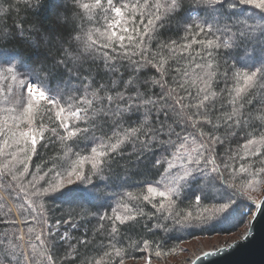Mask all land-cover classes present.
Here are the masks:
<instances>
[{"label":"snow or ice","instance_id":"snow-or-ice-1","mask_svg":"<svg viewBox=\"0 0 264 264\" xmlns=\"http://www.w3.org/2000/svg\"><path fill=\"white\" fill-rule=\"evenodd\" d=\"M23 3L31 7L37 0ZM183 4L184 0H67L58 47L48 53L52 57L49 68H37L38 58L0 47V112L5 113L0 117V182L6 181L16 198L24 201L15 213L21 219L0 218L12 226L0 234V264H57L54 252L68 241L61 226L75 230L78 225L72 222L71 211L68 219L50 222L44 200L56 195L67 194L74 201L70 204L92 205L97 212L90 215L111 224L105 245L111 250L104 252L110 259L95 264H113L117 258L123 264V254L116 248L119 226L138 218L162 217L181 228L204 227L221 219L238 223L230 211L234 197L259 185L264 167L250 170L252 165L241 163L237 169L236 155L225 157L218 148L237 130L249 126L252 116L241 102L249 90L264 89V0H192L187 9ZM246 5L259 11L241 19L240 7ZM0 10L7 14L12 9ZM182 11L175 28L177 39L160 40L164 30H171V18ZM97 17L103 18L102 29L85 30L83 21ZM77 20L81 21L78 26ZM23 33L22 28L14 33L0 25V40L6 43ZM193 46H198L194 54ZM241 46L244 55L233 57L230 66L224 61L221 72L218 51ZM165 52L170 54L167 58ZM178 53H188L202 63L195 65L194 73L181 74L177 67L179 79L173 77L176 87H172L167 66ZM89 61L103 63L109 83H98L90 74L82 76ZM230 78L234 88L215 91L218 81L227 85ZM223 93L230 98L231 111L214 123L211 113ZM259 118L264 120V115ZM203 126L210 131L205 132ZM221 128L228 129V135L218 134ZM80 140L85 142L84 149L74 150ZM56 141L64 149L63 162L52 159L51 167L45 162L31 171L39 149ZM243 147L248 157H264V134L259 140L247 139ZM126 155L134 157L137 167L121 175L113 167L117 158ZM142 165L155 169L158 178L144 180L147 194L133 197L124 188L131 175L144 174ZM237 173L251 179L239 187L230 184L229 178L235 181ZM213 190H223L226 195L220 200L227 202L211 213L205 209L193 216L177 211V202L183 203L187 193L194 194L199 207L203 199L214 198L209 195ZM148 205L155 211H145ZM106 207L111 214L100 211ZM11 214V209L3 212V216ZM88 243L87 239L78 241ZM143 245L147 249L149 241ZM76 254V246L70 245L65 259L74 260Z\"/></svg>","mask_w":264,"mask_h":264},{"label":"trees","instance_id":"trees-1","mask_svg":"<svg viewBox=\"0 0 264 264\" xmlns=\"http://www.w3.org/2000/svg\"><path fill=\"white\" fill-rule=\"evenodd\" d=\"M192 3V0H184L183 8L187 9ZM67 6V0H37V3L29 7L23 3V0H0V9H8L11 7V12L5 13L0 10V25L6 26L7 30H11L14 33H18L19 29H24L23 36L17 35L16 38L11 39L10 42L6 43L0 40V47H11L18 51L24 53V55L31 59H37V68L43 65L45 68H49L52 63V57L48 55L49 50L55 51L58 47V41L60 38V33L62 31L63 18L65 16V7ZM240 11L243 15L241 19L247 18L249 15L256 14L259 10L255 9L252 5L241 6ZM183 11L180 14L175 15L171 18L172 27L171 30H164L160 36V40L167 41L169 39H177V34L175 28L177 22L181 20L183 16ZM203 15V13H201ZM81 23L80 20L76 21L77 26ZM104 21L102 17H97L95 20L85 19L83 21L84 29L87 30L90 27L101 28L103 27ZM183 36V32L180 33ZM183 43L184 41H180ZM75 47V44L73 45ZM153 50H156V44H153ZM198 49V46H193L190 50L193 54ZM248 52H251V45H248ZM170 54L165 52L164 56L167 58ZM243 56L244 50L243 46L239 49L227 50L220 49L217 53L218 63H220V71H225L224 61H227V65L233 63V57ZM202 63L200 58L193 59L188 53H178L175 60H169L168 68L169 75L167 77L169 85L176 87V83L173 81V77L179 79V76L175 72V69L179 67L181 69V74L184 71L189 73H194L196 71L195 65ZM85 68L87 71L82 73V76L95 77L98 83H109V77L105 75V70L103 63L96 61L95 63L86 62ZM152 74V73H150ZM55 75V73H54ZM67 74L65 73V78ZM127 79V76H125ZM98 86V84L96 85ZM234 88L235 81L231 78L227 81V85L224 81H218L215 86V91L220 93V90L225 88ZM154 91H159L155 89ZM195 93V88L192 89ZM182 95L184 93H181ZM264 97V89L254 87L249 90V95L244 98L242 103L245 104L244 111L252 116L249 121V126L237 130L238 134L234 137H229L226 142L218 148V151L225 157L228 155H236V160L234 161L235 167L238 169L240 164L243 163L245 166L252 165L250 170H255L260 167H264L261 160L264 157L251 158L247 156L246 150L243 145L246 143L247 139L255 137L259 140L261 134H264V120L259 117L264 115V101L261 100ZM3 97L0 96V100ZM229 96L227 93H223L217 97L215 100V108L211 113V118L214 123L218 122V118L229 113L231 107L229 105ZM251 99L252 103L248 104L247 100ZM3 107V105H0ZM5 113L0 112V117H3ZM47 123V120H45ZM82 127L85 125H81ZM205 132L210 131L208 126H203ZM105 131H108L105 128ZM229 130L221 128L218 134L228 135ZM110 135V131L108 132ZM79 147L74 146V150H83L85 142L80 140ZM259 146V145H258ZM130 151V148H129ZM86 154V153H82ZM64 157V149L60 142L56 141L54 143H49L45 147L39 149L38 155L33 158L31 164V171L36 170L37 165H45L46 167H51V160L55 159L57 163H62ZM134 157L125 156L124 159L117 158L113 170L118 171L121 175L124 174L126 170L130 172L136 171V165L132 163ZM143 170V175H131L128 184L125 186L124 191L130 192L133 197L142 196L146 193L142 182L146 179L152 180L158 178L155 169L144 168L140 166ZM227 175V173H226ZM237 179L233 181L229 178V183L235 182L237 186L246 185L247 181L251 179L250 176H242L237 173ZM28 179H31L29 176ZM261 183L251 188L243 195L235 196V205L230 210L238 218V223H228L224 220L220 222H213L208 226L201 227L196 225L195 227H174L171 220H164L162 217L148 219V217L138 218L135 223H130L126 225H120V236L117 237L119 241L116 243V248L120 249L123 254V264L126 262H134L144 257L156 259L158 261L166 260L168 257L175 255L180 247L184 243H188L200 237H210V236H225L231 235L238 232L243 226L248 224L249 215L253 212V209L257 205L258 200L256 194L259 187L264 184V177L259 178ZM43 184V182H42ZM72 186H69L71 189ZM231 190H229L230 192ZM201 194V193H195ZM187 198L183 200V203H178L177 211L182 214L191 212L193 216H196L199 212H204L205 209L211 213L212 209L218 206L222 202L220 196L226 195L223 190L215 191L209 193L213 199H203L197 207L195 202L194 194L187 193ZM251 197V198H249ZM74 201L69 198L67 194L56 195L54 198H45L44 203L48 211V216L51 223H54L56 219H68L67 213L70 211L73 213L72 222L77 224L78 227L73 230L69 226L62 225L60 232L63 234L65 231L68 233V241L63 244L62 247L55 250L54 259H56L57 264H95L97 260L102 258L107 261L110 258L104 257V252L110 251L105 245L108 244L107 234L111 231V224L107 221L101 222L98 218L90 215V213L97 212V209L90 204H70ZM22 199L16 198L15 192L8 188L7 182H0V218L3 220H19L21 217L15 215L20 204H23ZM109 204H114V201L110 200ZM26 206V205H25ZM11 209L12 214L8 216H3V212H7ZM101 212L108 211L111 214L110 208L100 209ZM145 211L151 213L155 211L148 205ZM89 213V214H86ZM103 223V229L100 225ZM156 225H162L161 228L155 227ZM11 225L4 224L0 222V234L5 231L11 230ZM167 229V231H165ZM26 231V228H25ZM87 239L89 241L88 245L78 244L79 240ZM149 241V247L144 248L143 241ZM75 245L77 248V257L74 260H66L65 257L68 254L69 246ZM157 251L160 255L157 256ZM11 264V262H7ZM113 264H119V259H115Z\"/></svg>","mask_w":264,"mask_h":264},{"label":"water","instance_id":"water-1","mask_svg":"<svg viewBox=\"0 0 264 264\" xmlns=\"http://www.w3.org/2000/svg\"><path fill=\"white\" fill-rule=\"evenodd\" d=\"M187 264H264V195L238 239L194 256Z\"/></svg>","mask_w":264,"mask_h":264},{"label":"rangeland","instance_id":"rangeland-1","mask_svg":"<svg viewBox=\"0 0 264 264\" xmlns=\"http://www.w3.org/2000/svg\"><path fill=\"white\" fill-rule=\"evenodd\" d=\"M256 192L257 194L255 200L257 199L259 201L260 198L264 195V184L261 185L259 187V190ZM252 213L253 212H251V214L249 215V219L251 218ZM247 226L248 224L243 226L238 232H235L231 235L200 237L188 243H184L175 255L168 257L166 260L164 259L162 261H158L156 259L144 257L143 259H140L138 261H130L124 264H148L149 261L150 264H187L191 258L202 253L203 251L215 249L219 246L226 245L229 242L240 238L245 233Z\"/></svg>","mask_w":264,"mask_h":264}]
</instances>
